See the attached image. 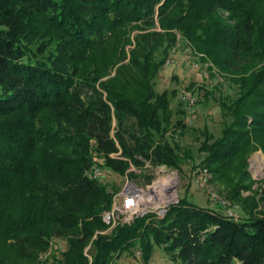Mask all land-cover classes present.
<instances>
[{
    "label": "trees",
    "instance_id": "1",
    "mask_svg": "<svg viewBox=\"0 0 264 264\" xmlns=\"http://www.w3.org/2000/svg\"><path fill=\"white\" fill-rule=\"evenodd\" d=\"M177 31L239 87L220 100L221 134L204 130L199 146L198 166L226 179L264 148V0H0V240L12 252L38 257L58 237L62 264H111L137 244L144 264L155 245L172 264H264L259 204L233 218L183 196L96 235L116 191L89 177L95 162L135 177L132 166L195 160L165 138L172 99L154 86Z\"/></svg>",
    "mask_w": 264,
    "mask_h": 264
},
{
    "label": "rangeland",
    "instance_id": "2",
    "mask_svg": "<svg viewBox=\"0 0 264 264\" xmlns=\"http://www.w3.org/2000/svg\"><path fill=\"white\" fill-rule=\"evenodd\" d=\"M176 33L177 41L166 59V62L169 63L161 68L155 78L154 86L157 92L167 91L172 99L173 116L169 129L164 134L165 138L172 144L178 143L182 150L189 149L194 155V162L190 159L185 160L180 170L166 165L151 166L147 162L144 168L132 166L129 169L136 173L135 177L122 175L103 167L104 175L99 181L107 184L110 190L116 191L112 202L115 198H121L119 194L124 189L143 196L147 203L143 215L147 212H156L160 216L165 215L169 206L183 196H187L199 206L213 207L224 212V207L211 196V193L214 192L238 206L239 216L244 215L243 203L259 204V208H264V148L259 145L248 153L247 163L244 164L243 157L237 159L235 169L227 173L226 179L213 178L207 188H200L195 182V177L202 168L198 164L204 157V153L199 150L204 130H208L214 136L221 134L225 117L220 100L234 98L238 94L239 87L231 77L232 75L223 71L211 58H209L211 65L207 74L203 78L200 77L197 70L190 63H186L185 50L189 48L193 57H199L203 52L198 50L196 45L181 32L177 31ZM132 47L134 44L128 45L127 50L129 51ZM129 58L128 53L125 61H129ZM262 67H264V59L258 62V69ZM114 73L115 69L111 70L110 75L102 77V80L113 76ZM174 89H176V93L173 96ZM184 91L192 92L197 98V104L189 113L182 115L178 110ZM179 120H183V128L175 125ZM111 156L117 157L118 155L113 153ZM194 163L197 167H194ZM212 176L213 174L211 178ZM148 177H151L149 182ZM233 185L237 186L240 194L236 200L229 197L228 190ZM164 188L167 191L163 190ZM116 226L107 225L105 228L99 229L96 235L100 233L103 236L106 235L108 239V236L115 231ZM3 243L0 240V264H62L57 259L62 258V252L68 249L66 240L56 237L47 250L39 252L38 257L24 258L25 255L19 257L11 251L12 245L5 246ZM95 252L91 246H88L85 253L92 260ZM141 252L137 244L130 250L122 252L121 255H116L111 264H144ZM172 262L170 254L164 247L155 245L152 256L146 264H172Z\"/></svg>",
    "mask_w": 264,
    "mask_h": 264
},
{
    "label": "built area",
    "instance_id": "3",
    "mask_svg": "<svg viewBox=\"0 0 264 264\" xmlns=\"http://www.w3.org/2000/svg\"><path fill=\"white\" fill-rule=\"evenodd\" d=\"M186 63L195 68L200 77H205L207 70L211 63L209 60L199 57L191 56V50H185ZM181 100L183 101L184 108L190 112L197 104V98L190 91H184ZM163 170V168H162ZM89 177L99 180L104 175V168L98 162H95L88 171ZM211 178V173L207 168L199 170V174L195 177V182L200 188H207ZM163 190L167 191L166 188ZM120 199L115 198L109 209L103 212V220L109 226H116L118 224H128L135 220L136 217L143 215L146 210L147 203L145 198L141 197L137 192L126 191L125 189L119 194ZM211 196L217 200L222 207L224 213L233 218H239V213L235 204L231 203L226 198H222L217 193H211Z\"/></svg>",
    "mask_w": 264,
    "mask_h": 264
},
{
    "label": "bare ground",
    "instance_id": "4",
    "mask_svg": "<svg viewBox=\"0 0 264 264\" xmlns=\"http://www.w3.org/2000/svg\"><path fill=\"white\" fill-rule=\"evenodd\" d=\"M168 185V184H167Z\"/></svg>",
    "mask_w": 264,
    "mask_h": 264
}]
</instances>
